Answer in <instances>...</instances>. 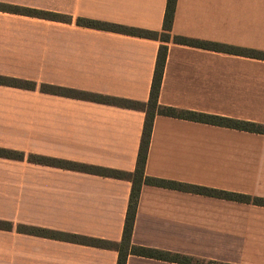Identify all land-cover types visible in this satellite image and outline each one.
<instances>
[{
  "label": "crops",
  "instance_id": "crops-1",
  "mask_svg": "<svg viewBox=\"0 0 264 264\" xmlns=\"http://www.w3.org/2000/svg\"><path fill=\"white\" fill-rule=\"evenodd\" d=\"M161 31L167 0H0ZM173 35L264 51V0H177ZM161 41L0 10V75L147 101ZM159 103L264 124V60L168 43ZM142 110L0 84V147L134 171ZM151 177L264 198V134L157 115ZM132 182L0 157V219L119 242ZM132 243L264 264V205L143 184ZM0 229V264H117ZM126 264H182L130 254Z\"/></svg>",
  "mask_w": 264,
  "mask_h": 264
},
{
  "label": "trees",
  "instance_id": "trees-1",
  "mask_svg": "<svg viewBox=\"0 0 264 264\" xmlns=\"http://www.w3.org/2000/svg\"><path fill=\"white\" fill-rule=\"evenodd\" d=\"M177 0H167V7L164 16L163 28L161 31H152L141 28L130 27L118 23L91 19L83 16L74 18L72 15L56 11L43 10L34 7H25L21 5L0 2V10L11 13L25 14L60 22H75L79 26L90 27L100 30L113 31L133 36L151 38L161 41L158 51L155 71L151 86L150 97L147 101H138L134 99L119 97L115 95L102 94L91 91H84L71 87L51 83H39L34 80L22 79L0 75V84L13 86L23 89L35 90L41 92L63 95L73 98L90 100L98 103L116 105L131 109L142 110L146 114L143 133L140 143V149L137 158V165L134 171H124L110 167H103L94 164L77 162L70 159L56 158L37 153H26L24 151L11 148L0 147V157L23 160L27 158L30 162L41 165L54 166L69 170H75L85 173L98 174L107 177L127 179L132 182V190L129 200V206L124 224L123 236L121 241L115 242L104 238L81 235L77 233L56 230L48 227H42L26 223H14L9 220L0 219V229L16 230L21 233L58 239L78 244L90 245L95 247L114 249L118 252L117 264H126L130 254L154 258L169 262L182 264H234L218 261H204L193 256L184 255L176 252L165 251L157 248L135 245L132 243V234L136 218L137 206L143 184L160 186L165 188L191 191L203 195L215 196L244 203H255L264 205V198L252 197L243 193L213 189L200 185L182 183L173 180H166L157 177L148 176L145 173V166L148 157L149 145L152 135L154 119L157 115H164L176 118L187 119L196 122H202L212 125L228 126L239 130L264 134V124L254 121L236 119L222 115L182 109L159 103V93L164 74L165 63L168 53V43L172 40L175 43L198 47L206 50L225 52L236 55H243L264 60V51L213 42L204 39L191 38L183 35H173V21L176 10Z\"/></svg>",
  "mask_w": 264,
  "mask_h": 264
}]
</instances>
